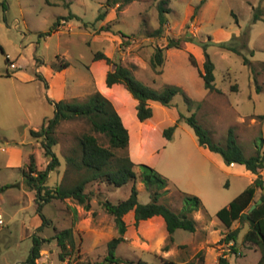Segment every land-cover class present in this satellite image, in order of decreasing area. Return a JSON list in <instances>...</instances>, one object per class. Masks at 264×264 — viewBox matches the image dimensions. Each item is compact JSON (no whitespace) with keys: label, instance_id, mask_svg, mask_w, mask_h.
<instances>
[{"label":"rangeland","instance_id":"rangeland-1","mask_svg":"<svg viewBox=\"0 0 264 264\" xmlns=\"http://www.w3.org/2000/svg\"><path fill=\"white\" fill-rule=\"evenodd\" d=\"M105 1L0 0L5 5V8L0 5V188L9 186L0 195V202L5 203L0 206L3 217L0 264H25L34 235L48 240L42 244L35 264L102 261L106 243L117 235V230L99 202L109 200L117 204L128 197L134 184L138 201L149 203L150 195L138 177L141 165L154 169L168 181L158 203L179 213L180 193H186L200 200L204 213L192 216L196 221L195 232L176 230L172 244L160 233L156 237L155 229L146 232L142 241H135L134 235L139 231L132 229L130 239L114 251L116 257L147 264H161L164 260L174 264H216L215 258L224 255L230 256V264H257L262 252L243 241L246 224L241 225L235 253L229 245L214 241L218 237L214 229L220 224L216 212L246 189L253 176L243 166L227 168L218 153L212 155L223 167H214L204 158L192 129L183 121L177 123L172 140H166L164 131L180 115L194 114L215 144L225 146L231 129L244 157L255 155L258 148L264 151V0H206L194 16L200 0H169L167 23L159 38L148 37L158 27L155 1L136 0L119 13L112 9L103 21L96 22ZM69 13L75 18L61 24L50 36L40 37L58 18ZM255 15L259 17L256 21ZM102 26H109L111 31H101ZM169 38L181 39V46L163 52L164 62L159 67L162 73L157 75L149 59ZM221 44L235 48L240 54L221 48ZM97 51L128 67L136 80L152 90L161 91L174 85L183 94L173 98L171 107L150 103L152 117L141 123L136 117L137 102L122 87L103 86L105 72L107 68L113 70V66L93 63ZM189 54L193 55L197 68L190 64ZM205 54L214 65L218 92L207 91L198 75ZM244 58L249 65L243 64ZM65 62L68 67L59 71V64ZM10 63L16 68L10 69ZM95 92L111 101L128 131L126 152L134 163L137 179L118 188L102 182L89 183L86 187L91 198L89 211L69 199L51 200L42 205L41 211L49 223L37 231L41 219L35 194L23 195L16 187L30 154L39 169H45L48 163L41 137L32 138L30 131H38L45 119H53L54 102H83ZM88 131L85 120L66 121L56 127L53 135L57 144L53 152L60 165L48 175L49 189L71 186L77 181L75 174H66L65 157L75 146L76 136ZM94 135L106 145L102 136ZM16 145H24L21 158L24 162L19 170L7 166L20 159L9 153ZM260 174L264 181V169ZM203 226H207L206 232ZM68 228L72 231L74 248L65 251L61 260V250L53 238ZM166 245L170 252L165 250ZM168 252L170 255L166 257Z\"/></svg>","mask_w":264,"mask_h":264},{"label":"trees","instance_id":"trees-1","mask_svg":"<svg viewBox=\"0 0 264 264\" xmlns=\"http://www.w3.org/2000/svg\"><path fill=\"white\" fill-rule=\"evenodd\" d=\"M134 1L136 0H106L100 7L96 22L103 21L112 9H115L116 13H119L126 5ZM153 1L156 2L158 27L148 33V37L159 38L163 35L164 27L167 23L166 14L170 11L168 8L169 0ZM205 1L200 0V4L194 9L193 16ZM0 5L5 8L3 2H0ZM73 18L75 16L71 13L66 17L58 18L51 29L46 33L40 34V37H47L57 32L61 24ZM258 19L259 17L255 15L254 20L256 21ZM100 30L105 32L111 31L109 26H102ZM123 37L125 36L123 35ZM181 42V39L169 38L163 48L155 49L149 59V65L155 74L160 75L162 73L159 67L164 62L163 52L169 49H179ZM220 47L240 54L239 51L228 45L221 44ZM204 58L205 61L202 65V71L198 70V75L202 79L203 86L207 91L218 92L214 85V65L207 54L204 55ZM188 60L193 67L197 68L192 54L188 55ZM5 62L8 63L7 59ZM92 62L104 65L105 67L113 66V70L107 68L103 78V86L106 89L122 87L137 102L135 107L136 117L141 123L152 117L150 103H158L164 107H171L173 98L178 94H183L182 89L174 85H167L161 91L152 90L142 82L136 80L128 67L114 62L102 51L94 53ZM243 64L249 65V61L244 58ZM67 67L68 63L65 62L59 64L57 69L61 71ZM185 99L187 100L186 97ZM53 106V119H45L38 131H30L32 138L36 139L41 137L40 144L44 157L48 161L47 166L45 169H39L35 163L34 156L30 154L25 165L26 167L22 172L24 187L35 193V202L38 207L37 213L41 219V225L36 229L37 231H41L49 223L41 211L42 205L50 203L51 200L64 201L69 199L81 206L84 210L89 211L91 208V198L86 193V187L89 183L102 182L118 188L137 179V175L133 170L134 163L126 152L129 144L128 131L109 99L101 93L95 92L83 102L58 101L54 102ZM72 120H85L89 125L88 132L76 136L75 146H73L65 157L66 174L73 173L78 179L71 186L59 185L51 190L46 185L48 175L60 165L58 158L53 152V147L57 144L53 134L56 127L62 122ZM179 121H183L192 129L200 147L212 153L220 154L226 165H242L246 170L255 175V179L246 189L230 201L226 207L216 212L215 216L226 228V232L217 243L218 245H229L232 253H235L236 240L242 230L241 225L246 224L247 231L244 234L243 241L260 248L262 256L257 264H264V196L262 194L259 196V199L262 200L261 204L249 213L246 219L244 218V214L247 213L249 207L257 200L255 198L256 191H262L264 189V181L260 174V171L264 168V151L258 148L255 155L244 157L236 145L231 129L228 130L225 146L215 144L208 132L199 125L194 114L189 117L180 115L178 121L164 131L166 140L170 141L172 139V135ZM93 133L102 136L106 140V145L101 143L100 138ZM138 177L140 183L144 185L150 195L151 201L149 203L142 204L138 201V191L134 184L131 187L128 197L119 201L117 204H113L109 200L99 202L105 213L112 217L117 235L106 243V255L103 260L95 264H146L143 261L135 263L114 255V251L118 245L124 242V235L127 229L124 217L129 213L133 215V226L135 228H138L140 223L143 222L162 220L166 229L167 240L170 244L173 243V234L176 230L195 232V221L191 217L192 213L198 211L204 213V209L197 197L180 193L182 207L179 213H175L169 207L158 203L161 192L165 191L168 186L166 178L146 165L140 166ZM8 187V185H5L0 188V191ZM234 222H237L239 225L232 229L231 226ZM53 239L56 240L57 246L61 250L59 254L60 259L64 260V252L74 248L71 229L68 228L56 233ZM47 241V239H40L37 235H34L33 248L25 264H35V260L39 257L42 244ZM168 248L169 245H166L165 250ZM161 264L174 263L164 260ZM216 264L230 263L224 255H219L216 259Z\"/></svg>","mask_w":264,"mask_h":264},{"label":"crops","instance_id":"crops-1","mask_svg":"<svg viewBox=\"0 0 264 264\" xmlns=\"http://www.w3.org/2000/svg\"><path fill=\"white\" fill-rule=\"evenodd\" d=\"M146 122V121H145ZM144 123V122H143ZM172 140V139H171ZM31 143H27L25 145H30ZM22 146L24 145H16V146H13L12 148L9 149V153H11L12 155H16L17 157H19L20 159L16 162V163H12V162H9L8 163V168L10 169H20L21 166H23V162L24 161H21V158L23 156V149H22ZM199 150L200 152L203 154L204 158L205 159H208L212 165H214V167H217L218 169H221L223 167V164L218 160V158H215L213 155H212V152L208 151L207 149H204L202 147L199 146ZM27 154V153H26ZM29 154V153H28ZM28 156V155H27ZM202 158V159H204ZM205 159L203 162H205ZM11 161V159H10ZM27 162V161H26ZM25 162V163H26ZM236 165L238 164H231V165H226L227 168H234L236 167ZM238 166H242V165H238ZM244 167V166H243ZM245 168V167H244ZM264 169V168H263ZM262 169V170H263ZM262 170L260 171V173L262 172ZM245 171L249 174H251L253 176V178L255 179V175H253L251 172H249L248 170L245 169ZM243 172V171H242ZM244 173V172H243ZM253 179V180H254ZM253 180L251 181V183L253 182ZM16 187L20 190V192L23 194V195H27V194H35L33 191H29L27 190L24 185H23V176H22V179L16 183ZM3 191H0V195ZM260 195V191L257 190L256 193H255V198L256 199H259V196ZM35 196V195H34ZM19 201V200H18ZM5 205V203L3 201L0 202V206H3ZM181 208V206H180ZM200 212V211H198ZM198 212H194L192 213V216L193 214H196ZM202 212V211H201ZM191 216V217H192ZM2 215L0 214V219L2 220ZM193 219V217H192ZM124 220L127 224V229H126V232H125V235H124V242L128 241L131 237L130 235V231L132 229L134 230H138L139 232L138 233H135V238L136 239L135 241H142L143 237L146 235V232L149 233V231H153L154 229L156 230V237L158 236V234L160 233L163 237V239H166L167 238V233H166V229H165V226H164V223L162 222V220L158 219V220H150V221H147V222H143V223H140V225L138 226V228H135L133 226V215L132 213H129L128 215H126L124 217ZM195 221V219H193ZM3 225V223H2ZM239 224L237 222H234L231 226V228H236ZM218 227L216 229H214L215 231L214 232H217L218 233V237L216 239H214V241H218L221 239V237L223 236V234L226 232V228L225 226L220 222V224L217 225ZM247 228V225H245ZM195 227H196V221H195ZM148 229V230H145V229ZM203 231L206 232L207 231V226H203L202 227ZM196 230V228H195ZM116 234V233H115ZM161 237V238H162ZM133 241V242H135ZM212 241V242H214ZM122 242V243H124ZM121 243V244H122ZM129 243V242H128ZM173 243H174V240H173ZM142 249V248H141ZM166 251H169L170 252V247L166 250ZM168 252V253H169ZM170 255L169 254H166V257H168ZM164 259V258H162ZM216 259L215 258V262H216ZM227 260L230 261V256H227ZM146 263V262H145ZM230 263V262H229ZM147 264V263H146Z\"/></svg>","mask_w":264,"mask_h":264},{"label":"water","instance_id":"water-1","mask_svg":"<svg viewBox=\"0 0 264 264\" xmlns=\"http://www.w3.org/2000/svg\"><path fill=\"white\" fill-rule=\"evenodd\" d=\"M261 194L264 196V189L261 191ZM261 202H262L261 199H257V200L255 201V203L252 204V205L249 207L247 213L244 214V218L246 219V218H247V215H248L249 213H251V212H252V211H253L258 205H260Z\"/></svg>","mask_w":264,"mask_h":264},{"label":"built area","instance_id":"built-area-1","mask_svg":"<svg viewBox=\"0 0 264 264\" xmlns=\"http://www.w3.org/2000/svg\"><path fill=\"white\" fill-rule=\"evenodd\" d=\"M9 68H10V69H15L16 66H15L13 63H10V64H9Z\"/></svg>","mask_w":264,"mask_h":264}]
</instances>
